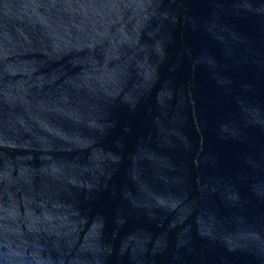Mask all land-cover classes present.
<instances>
[{
    "label": "water",
    "instance_id": "95a60500",
    "mask_svg": "<svg viewBox=\"0 0 264 264\" xmlns=\"http://www.w3.org/2000/svg\"><path fill=\"white\" fill-rule=\"evenodd\" d=\"M0 264H264V0H0Z\"/></svg>",
    "mask_w": 264,
    "mask_h": 264
}]
</instances>
